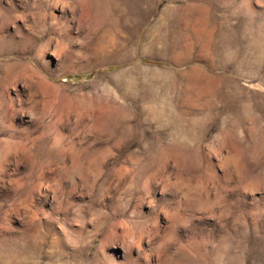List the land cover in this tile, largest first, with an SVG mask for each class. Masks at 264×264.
<instances>
[{
    "label": "rangeland",
    "instance_id": "rangeland-1",
    "mask_svg": "<svg viewBox=\"0 0 264 264\" xmlns=\"http://www.w3.org/2000/svg\"><path fill=\"white\" fill-rule=\"evenodd\" d=\"M0 264H264V0H0Z\"/></svg>",
    "mask_w": 264,
    "mask_h": 264
},
{
    "label": "bare ground",
    "instance_id": "bare-ground-1",
    "mask_svg": "<svg viewBox=\"0 0 264 264\" xmlns=\"http://www.w3.org/2000/svg\"><path fill=\"white\" fill-rule=\"evenodd\" d=\"M213 144V143H212Z\"/></svg>",
    "mask_w": 264,
    "mask_h": 264
}]
</instances>
